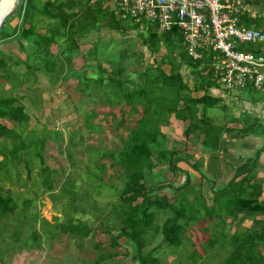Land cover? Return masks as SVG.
I'll return each mask as SVG.
<instances>
[{"label": "trees", "instance_id": "1", "mask_svg": "<svg viewBox=\"0 0 264 264\" xmlns=\"http://www.w3.org/2000/svg\"><path fill=\"white\" fill-rule=\"evenodd\" d=\"M17 14L20 15L19 24L13 32L2 36L6 20L0 33V40H15L19 49L26 54V60L22 62L30 72L29 75L26 74V82L32 78L35 83L37 74L40 73L52 86L57 84L61 86L70 72L71 54L79 50L78 39H84L91 32L102 29L118 32L126 28L123 24L125 20L118 17L108 2L90 4V0H26ZM243 23L247 27L255 25L256 29L264 34V21L261 18L252 22L243 19ZM133 25L140 33L138 25ZM146 32L147 37L142 38V44L152 55L159 51L161 45L165 47V58L170 68L168 74L160 70V67H157L156 76L149 75V71L127 72L122 54L116 61L107 60L110 64V73L97 61L94 67L98 71L97 78H88L84 71L75 85V89L82 94L89 91L88 95L92 97H105L107 102L103 104L110 108H119L120 118L117 125L130 127L124 149L120 153L106 154L102 148L91 151V154L98 155L100 162L88 165L89 177L86 179L92 186L95 182L97 189L106 187L103 176L106 165L102 163L104 158L109 156L123 170L122 187L118 193L119 207L115 213L120 219L121 227L117 234L110 236L109 251L103 252L100 250V244L96 245L100 253L91 264L115 260L120 261L119 264H124L123 260L129 255L118 242L121 238L135 244L137 253L132 260L137 264H160L159 254L164 251L177 254V264H182L183 249L190 245L185 240L187 228L211 221H216L215 225L221 226H218L217 230H208L209 236L202 246L203 253L206 254L209 249L216 247L224 252H220L221 254H225L221 264H264V201L260 200L264 181L257 178L254 171L260 154L264 152V145L255 152V158L248 171L235 174L223 188L213 190L211 205H207L201 196L200 188L194 186L187 172L184 173V182L178 187L174 186L173 182L163 180H158L157 184L152 186L146 185V179L154 178L152 171L157 165L167 162L168 168L178 175L182 173L177 166L178 162H182V159L186 161L190 157L179 156L178 150L174 148L179 145L178 142H174L172 148L168 150L163 147L165 137L160 128L168 125L169 116L186 122L187 126L183 131L186 139L198 142L202 137L201 144L210 153L208 169L210 164H215L218 160L217 153L221 149V138L224 133V128L214 126L205 114L206 110L221 105L222 101L209 93L214 84L205 74L204 61L192 62L187 57L175 27L170 32L162 34L153 28ZM23 42L30 44V51L24 50ZM53 47L57 52L53 51ZM247 50L264 54V44L255 49L249 46ZM65 53L68 55L65 56ZM7 59L3 55L0 56L2 87L9 85L11 89L22 88V75L8 67ZM13 63L19 65L20 61L16 60ZM180 66H185L193 77L196 76L195 82L199 83V86L194 89L201 92V96L192 97L183 93L189 90V86L184 83V77L179 72ZM131 75H134V78ZM32 89L37 88L34 85ZM222 106L224 107V104ZM199 107L201 113L197 116ZM95 116L94 113H88L82 118L85 127L92 133L100 129L99 125L91 122ZM0 120H6L15 126L8 128L0 124V139L12 142V146L6 152L0 148V182L15 177V164L22 166V160L28 154L31 160L39 161L41 171L46 174L42 179L43 189L52 191L54 186L51 179L52 171L44 166L43 161L46 136L40 138L33 130H29L32 136L24 139L30 117L24 106L13 96L0 98ZM132 122L133 125L130 126ZM259 128L262 129L258 124L250 125L242 128L241 133L253 132ZM52 133L62 139L61 134ZM72 145V138L69 137L67 149L65 148L69 161L72 160L69 151ZM154 153L156 161L153 159ZM200 164L195 163L189 167L205 181L204 175L199 173ZM69 181L70 179H66L63 184ZM166 188L173 192L172 202L166 196H157V192ZM58 193L67 192L59 190ZM30 202H32L30 199L22 200L21 215L30 208ZM71 203L75 204L74 200H71L65 209L69 208ZM15 208L16 202L10 193L0 186V223L6 216L15 215ZM76 210L75 207L73 212ZM161 211H168L169 216L161 225L154 224L156 213ZM228 219L235 227L231 234L224 230ZM247 219L259 225V228L255 230L243 227V222ZM149 229L153 232L151 236L147 235ZM61 231L81 238L94 233L90 228L72 222L62 225ZM16 233L19 234L18 231ZM158 234L161 237L160 242L144 254V249ZM38 238L39 236L34 234L30 240L24 242V245L38 248ZM187 259L191 264H196L199 255L193 250L187 255Z\"/></svg>", "mask_w": 264, "mask_h": 264}, {"label": "rangeland", "instance_id": "2", "mask_svg": "<svg viewBox=\"0 0 264 264\" xmlns=\"http://www.w3.org/2000/svg\"><path fill=\"white\" fill-rule=\"evenodd\" d=\"M257 9L263 10L264 3H260ZM261 19L264 21V18ZM19 22L20 15L18 14H14L9 18L2 36L13 32ZM123 24L126 28L122 31L116 32L102 29L98 32H91L84 39H78L79 50L77 53L71 54L72 63L70 65V72L63 80L61 86L58 84L53 86L48 84L46 77L40 73L37 74L35 83L32 78H30V81L27 79L26 82V74L29 75V70L23 64L19 66L13 63L19 60L20 57L24 58L25 53L17 51L9 57L10 61L8 59L7 64H10V69L22 75L23 86L19 89H11L9 85L2 87L3 84L0 83V98H10L13 96L18 100L19 104L24 106L26 113L30 117L28 131L24 139L32 136L29 130H33L35 135L40 138L46 136L43 161L44 166L52 171L51 179L53 180L54 186L52 191L43 189L42 179L46 174L44 171H41L42 166H40L39 161L36 162L35 159L31 160L28 154L24 156L22 164L24 161L26 162L30 171L29 176H26L23 165L15 164L16 176L0 182V186L4 190H7V193H10L13 201L16 202L15 215L6 216L0 223V264H91L100 253L96 245L100 244V250L103 252L109 251L110 236L119 232L121 222L115 213L119 207L118 193L122 187L121 177L123 170L109 156L104 158L102 163L106 165V171L103 175L106 187L97 189L96 184H94L95 182L92 186L90 181L87 180L89 177L88 165L100 162L98 155L91 154V151L95 149L102 148L106 154L120 153L124 149V143L130 127L128 125H117L120 118L119 108H110L106 104H103L107 102L105 97H92L88 95L90 94L89 91L82 94L79 90L75 89V85L80 74H83L84 71L88 78H97L98 71L94 68L95 62L97 61L101 62L102 68L110 73V64L107 60L116 61L122 54L127 72L142 73L149 71V75L156 76L158 73L157 67H160V70L166 74L170 72L165 58V47L161 45L159 51L155 55H152L150 50L142 44V38L147 37V32H140L138 30L141 34L138 33L137 29L134 28V23L130 20H125ZM22 46L24 50L30 49V44L25 43ZM53 51L57 52V49L53 47ZM67 55L65 53V56ZM189 71L185 66L179 67V72L184 77V83L189 86V90L183 93L196 97L201 95V92H196L194 89L199 86V83L195 82L196 76L193 77ZM24 73L25 77H23ZM131 76L134 78V75ZM34 85L37 88L36 90L32 89ZM209 90H211L210 93L212 96L222 98L221 100L225 103V108L227 107L231 110L230 114L227 115L228 118H222L219 122L220 127H224V131L228 132V134L239 135L238 132L242 129L237 125L246 128L247 126L257 124V121L252 123L250 120L244 121L242 119L243 121L237 125L231 124L226 126L225 121L231 123V118L235 119L239 116V111L237 109L236 111L234 110L235 106L240 101L245 102L247 95L258 93L264 96V92H253L247 89L227 91L214 86ZM256 98H260V96ZM230 105L233 107V110ZM220 108H222L223 112L225 111L222 104L218 108H213L210 111L214 113L218 112L220 115H217L220 118L223 114ZM227 108L226 111H228ZM234 112L236 113L234 114ZM88 113H94L96 115L92 118L91 122L94 125L100 126V129L94 133L88 127H85L82 120L84 115ZM200 113L201 111L199 109L197 116H200ZM169 118L171 124L168 123L167 126L160 128L161 133L165 137L162 143L163 147L168 150L172 148L174 142H178L179 145L174 146V148L178 150L179 156L190 157L186 161L182 159V162H178L177 166L182 170V173L175 174L168 168L167 162H163L157 165L152 171L154 178L146 179L145 183L147 186H152L157 184L158 180H163L165 182H173L174 186L178 187L184 182V173L187 172L190 174V179L194 186L200 188L201 196L207 205H211L213 190H219V186L224 184V182L226 184L229 176H231L227 172L228 170H232L231 166L229 169L224 165L223 158H220L221 153L218 152V165L221 177L213 179L215 182L219 180L220 182L214 185V180L200 169L199 173L204 175L205 181H203L200 175L193 172L189 167L195 163H206L204 161L205 155L198 152L202 146V137L198 142L186 139L183 136V131L187 126L186 122L183 123L175 119L172 115ZM0 124L8 128H15L12 123L6 120H0ZM131 125H133V122ZM261 127L264 133V127ZM52 132L61 134L62 139L57 135L54 136ZM69 137L72 138L73 142L72 147L69 149L72 155L71 161L68 160L65 153ZM238 139H241L240 135ZM249 142L248 139L247 143ZM11 144L12 142L8 139H0V148L4 152L12 146ZM231 144H234V148L239 143L232 142ZM258 145L252 144V147L254 146L252 149H257L259 147ZM237 147L238 149L235 148L236 153L238 151L241 152L239 146ZM245 154L247 155V153ZM250 154L252 156L254 150L248 152V155ZM99 155H101V152H99ZM155 156L156 154L154 153V160ZM254 171L256 176L259 174L258 178H262L264 175L259 163L256 165ZM66 179H70V181L68 183L66 182L65 186L63 183ZM59 190L67 193L59 194ZM157 196H166L170 202L174 198L173 192L168 188L157 192ZM24 199H30L32 202H30L31 205H29L30 208L28 210H22L23 215H21V203ZM71 200H74L75 204L71 203L70 207L65 209ZM260 200L264 201V195ZM75 207L77 210L73 212ZM168 216V211L157 212L154 224L161 225ZM32 218L35 223H33ZM69 222L90 228L94 233L85 238L63 233L61 226ZM215 224L216 221H211L204 224L199 223V225L187 228L185 240L190 245L183 249L181 257L183 260L182 264H191L187 259V255L193 250L199 255L196 264H203L204 262H206L205 264H221L222 259L225 257V254L220 253L223 252L222 250L214 247L209 249L205 254L202 249V246L205 245L204 243L209 236L208 230H217L218 226H221H216ZM226 224L224 230L231 234L235 227L229 219L226 221ZM19 227H21L20 231ZM243 227L256 230L259 228V225L247 219L243 222ZM147 233L148 236L153 234L151 229ZM34 234L39 236L37 239V245L39 244V247L31 248L25 246L24 242L30 240ZM160 240V235H156L144 249L143 253L146 254L152 250ZM118 242L129 255L128 258L123 260V263L137 264L136 261L132 260V257L137 253L135 244L124 238L119 239ZM176 255L170 254L168 251L160 253V264H177ZM119 263L120 261L115 260L99 264Z\"/></svg>", "mask_w": 264, "mask_h": 264}, {"label": "built area", "instance_id": "3", "mask_svg": "<svg viewBox=\"0 0 264 264\" xmlns=\"http://www.w3.org/2000/svg\"><path fill=\"white\" fill-rule=\"evenodd\" d=\"M98 2H108L141 32L175 27L187 57L204 61L214 87L264 92V54L247 50L264 44V34L243 23L264 18V9H257L264 0H90Z\"/></svg>", "mask_w": 264, "mask_h": 264}, {"label": "crops", "instance_id": "4", "mask_svg": "<svg viewBox=\"0 0 264 264\" xmlns=\"http://www.w3.org/2000/svg\"><path fill=\"white\" fill-rule=\"evenodd\" d=\"M23 44H25V43H23ZM17 51H22V50L19 49L18 44L15 40L14 41L13 40H7V41L6 40H0V56L3 55L9 59V57L11 55L15 54ZM8 59H7V61H8ZM19 60H20L19 66L24 64L22 62H24L26 60V54L24 55V58L20 57ZM9 61H10V59H9ZM7 65H8V67H10V64H7ZM5 89H6V87H5ZM3 90H4V88H3ZM247 90L252 91L250 89H247ZM6 91H8V90H6ZM210 92H211V90H209V93ZM200 94L202 95V93H200ZM201 95H199V96H201ZM210 95L212 96L211 93H210ZM258 96H260V98H256ZM212 97H214V96H212ZM220 99H222V98H220ZM221 101H222V104H225V103H223V100H221ZM219 105L220 104L216 105L213 108H218ZM213 108L206 110L205 114H206L207 118L209 119V121L214 126L220 127L219 122L221 121L222 118H224V119L228 118L227 115L230 114L231 110L226 107L228 110V111H226V108L224 105L223 109L225 108V111L227 113L225 111L223 112L222 108H220L222 110L223 114L219 118V116L217 115V114H219L218 112L214 113V112L210 111ZM199 109H200V107H199ZM236 109L239 111V114H238L239 116L237 117L238 119L237 118H235V119L231 118V120H232L231 123H227V121H225L226 126H229L231 124L237 125L240 122H242L243 120L244 121L250 120V121H252V123L257 121V124L264 127V96H261L258 93L253 94V95H247V100H245V102H241V101L238 102L237 106H235L234 110L236 111ZM232 110H233V107H232ZM235 113L236 112H234V114ZM225 114H226V116H225ZM232 114H233V111H232ZM169 123L171 124L170 118H169ZM237 126H239V128H241V129L243 128L241 125H237ZM238 134L241 136L240 140L238 139L239 135H233V134L231 135V134H228V132H226V131H224V135L221 138V149L219 151V153H221L220 158H223L222 159L223 163L227 168L230 169V166H231V169H232V170L227 171L231 175V176H229L227 182L235 174L245 173L246 171H248L251 167V164H252L254 158H255V152L258 149L262 148V146L264 145V136H263L264 133L262 132V129L256 130L254 132H247V133H241V131H240V132H238ZM248 139L250 141L249 143H247ZM201 141H202V139H201ZM232 142L233 143L238 142L239 144H236L235 147L233 148L234 144H231ZM252 144H259L258 145L259 147L257 146L258 147L257 149L256 148L252 149L254 147V146L252 147ZM237 146H239V149L241 152L238 151L236 153L235 150L238 149ZM251 150H254V154L252 156H251V154L248 155V152H250ZM198 152L205 155L204 161H206V163L203 162V164H200V169L203 171V173H205V174L207 173V175L210 176L212 179L213 178H216V179L220 178L221 177L220 176V169H219V165H218L219 160H217L215 164H210V168L208 169L207 165H209L208 159H209L210 153L208 152L207 149L205 150L204 147H202V146H201V149L198 150ZM245 153H247V155ZM258 163L262 169V172L264 173V152H262L260 154L259 160H258V162H256V165H258ZM256 165H255V167H256ZM258 175L259 174H257V176H256L257 178L259 177ZM262 178L260 177L259 179H262L264 181V175L262 176ZM214 182H215V180H214ZM219 182H220V180L215 182V185H216V183H219ZM263 185H264V183H263ZM221 186H219L220 188H218V189L223 188L225 186V182H224V184H221ZM263 195H264V186H263L262 196ZM262 196H261V198H262Z\"/></svg>", "mask_w": 264, "mask_h": 264}, {"label": "water", "instance_id": "5", "mask_svg": "<svg viewBox=\"0 0 264 264\" xmlns=\"http://www.w3.org/2000/svg\"><path fill=\"white\" fill-rule=\"evenodd\" d=\"M25 2L26 0H16V3L13 6V8L0 18V33L2 31V27L5 21L11 18L14 14H17L19 10L21 9V7L25 4ZM23 166H24V171L26 172V176H29L30 171L25 161L23 162Z\"/></svg>", "mask_w": 264, "mask_h": 264}, {"label": "bare ground", "instance_id": "6", "mask_svg": "<svg viewBox=\"0 0 264 264\" xmlns=\"http://www.w3.org/2000/svg\"><path fill=\"white\" fill-rule=\"evenodd\" d=\"M16 0H1L0 2V18L9 12L15 5Z\"/></svg>", "mask_w": 264, "mask_h": 264}]
</instances>
